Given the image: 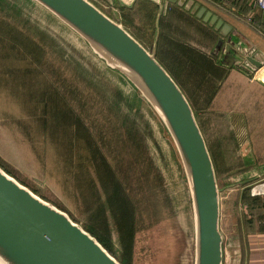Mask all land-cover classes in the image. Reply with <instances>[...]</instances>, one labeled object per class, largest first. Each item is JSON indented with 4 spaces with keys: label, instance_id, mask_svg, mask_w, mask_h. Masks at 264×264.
Instances as JSON below:
<instances>
[{
    "label": "crops",
    "instance_id": "obj_1",
    "mask_svg": "<svg viewBox=\"0 0 264 264\" xmlns=\"http://www.w3.org/2000/svg\"><path fill=\"white\" fill-rule=\"evenodd\" d=\"M4 1L0 2V167L21 184L40 189L46 200L58 202L72 217L80 218L83 212V217L97 219L101 226L90 227L100 229L98 237L111 243L110 212L118 232L127 209L131 213L135 168L129 135L124 140L123 134L124 128L129 133L131 129L107 95L69 66L49 35L38 33L21 13H8L9 3ZM136 1L109 0V4L118 8L115 14L127 24L137 17L149 26L143 5L138 7ZM149 1L158 7L155 30L152 39L149 31L140 30L139 35L186 96L211 159L218 156L227 169L251 164L249 168L264 177V80L257 76L264 65L252 69L224 61L228 42L264 58V9L256 0L233 7L216 0H185L184 5ZM188 1L228 24L230 39L192 13L191 6H185ZM108 70L117 72L109 66ZM111 113L122 127L114 152L102 146V133L96 132ZM104 130L108 137V129ZM247 153L251 157L244 159ZM252 186L247 187L249 192ZM243 196H237L240 209ZM254 209L257 225L239 223L247 231L239 264H264V206Z\"/></svg>",
    "mask_w": 264,
    "mask_h": 264
},
{
    "label": "water",
    "instance_id": "obj_2",
    "mask_svg": "<svg viewBox=\"0 0 264 264\" xmlns=\"http://www.w3.org/2000/svg\"><path fill=\"white\" fill-rule=\"evenodd\" d=\"M87 41L105 63L130 81L158 114L179 155L191 202L193 264H223L215 169L192 107L175 80L122 24L89 0H34ZM184 5L185 0H165ZM203 21L230 39V26L188 1ZM233 52H238L239 55ZM224 61L252 69L264 58L228 42ZM264 195V182L251 187ZM0 260L5 264H120L62 211L0 169Z\"/></svg>",
    "mask_w": 264,
    "mask_h": 264
},
{
    "label": "rangeland",
    "instance_id": "obj_3",
    "mask_svg": "<svg viewBox=\"0 0 264 264\" xmlns=\"http://www.w3.org/2000/svg\"><path fill=\"white\" fill-rule=\"evenodd\" d=\"M2 1L0 2L3 3ZM4 2L7 5L9 3V5L13 6L9 7L8 5V8H10L8 13H15V11L19 14L21 13L24 18L32 22V25L35 26L34 29L40 30H38V33L41 35L43 33L49 35L48 39H50L54 45H58L59 48H57V51L64 56L69 66L77 72L79 71L80 77H82L81 75L86 76L88 81L92 84L93 89H97L101 93L104 92L107 95L108 103L116 107L119 115L121 114L124 116L126 119V127L131 129V133H129L128 130L124 128L123 134L125 136L124 140L129 135L133 167L135 169L139 167H137L138 157L139 160H144L153 168L155 175V178H153L157 182L159 196L161 191L163 197L161 198L160 196L162 207L164 208L163 216L167 220L168 229L173 231L174 236L176 235V240L180 243L176 248L177 251L175 256L173 255V258H171L172 255L170 257V254L166 252L168 258L165 261L162 260L163 257L155 258L148 256H143V260L148 264H193L194 233L191 220L190 194L179 155L170 134L158 114L126 77L117 72H110L105 61L92 50L85 39L58 17L55 15V17L52 16L49 10L41 4L34 2V0H6ZM91 2H94L105 14L122 24L121 22L124 20V17L115 14V8H118L115 5L109 4V0H91ZM5 16L8 15L5 14ZM132 25L133 26L128 29L136 36L139 35V30L143 33L148 32L140 18L134 17ZM148 48L147 50L150 52L153 50L151 46ZM104 128L108 129V137L103 135V133H105ZM96 130V132L102 133V146H108L110 151L114 152V147L119 146L120 133L122 131L119 119H116L115 115L111 113V118L107 117L105 120L102 119L99 129L96 128ZM141 146L145 148L143 152H141ZM146 149L153 162L150 156L148 160H146ZM248 155L247 153L244 159H247ZM249 156L251 157V155ZM236 159H238V156H236ZM213 163L215 166L214 169L219 195V229L222 234L223 264H239L242 251V240L245 234L244 232H247L244 228H239V223L240 221L245 224L250 222V227H253V225L258 224L257 220L259 217L257 214H254L255 209L250 213L249 211L251 209L245 211L244 209L238 208L237 196L239 193L245 192L248 189L247 187L263 180L264 177L260 176V172L257 169H250L249 167L251 164L243 168L240 167L241 165L236 164L239 168L236 166L227 169L226 163H221L218 156H215ZM0 169L8 174L2 167H0ZM139 173L141 177L142 173L140 169ZM8 175L11 176L10 174ZM136 177L137 172L134 171L133 181L130 185L131 191L134 185H137L136 179H141ZM13 179L15 178L13 177ZM17 182L20 183L19 181ZM23 186L40 199L62 211L72 222L80 226L84 231H86L85 229L91 232L94 231L96 236H100V229L90 227L94 225L101 226L97 219L83 217V212H80V218H76L77 216L75 215V217H72L58 205V202L46 200V196L41 194L43 192H41L40 189L38 190L34 186ZM146 207L147 206L143 203L141 204L142 209ZM111 214L112 211L110 212L109 220L111 229L113 230L110 234L112 239L110 244L113 252H107L119 262L122 258L119 242L116 238V236H119V232L118 230H114L115 224L113 223L114 219ZM92 237L95 238L94 236ZM150 243V234L148 238L139 242L140 246L143 248L149 247ZM169 250L172 253V248Z\"/></svg>",
    "mask_w": 264,
    "mask_h": 264
},
{
    "label": "trees",
    "instance_id": "obj_4",
    "mask_svg": "<svg viewBox=\"0 0 264 264\" xmlns=\"http://www.w3.org/2000/svg\"><path fill=\"white\" fill-rule=\"evenodd\" d=\"M226 1L230 7L237 6L239 3L242 5L245 3V6L249 5L251 0H216V2ZM142 4L144 10L146 11V16L148 18L149 26H145L146 30L150 32V38L155 30V19L157 5L149 0H137L136 5ZM249 8H240V12H247ZM238 11V10H237ZM122 25L125 29L128 30L132 27V24H127L123 20ZM130 32V30H128ZM140 32V30H139ZM145 48V42L141 40V35H135L133 32H130ZM157 59V58H156ZM118 72V71H117ZM119 73V72H118ZM139 166V167H138ZM137 169H134L137 172L136 179L137 185H134L132 191V206L131 213L127 209L125 220L120 222L121 228L119 229V248L121 251L122 258L119 260L120 264H148L143 260V256L148 257H163L162 260L165 261L168 257L166 252L170 254V257L173 258L177 251V246L180 243L176 240V235L174 236L173 231H170L167 227V220L163 216V207L161 191L159 196V188L157 185L153 172V168L150 167V164L144 160H139L137 157ZM139 169L142 173L140 177ZM154 177V178H153ZM243 204L242 207L245 211L251 209V213L255 206H264V197L251 196L249 190H246L242 193ZM146 205V208H141V204ZM249 222V220H248ZM150 234L151 243L149 247H141L139 242L148 238ZM90 234L94 236L97 241L102 245L106 251L112 253V247L110 241L103 239L102 237L96 236L93 232L90 231ZM168 244V246H167ZM172 248V253L169 250ZM150 264V263H149Z\"/></svg>",
    "mask_w": 264,
    "mask_h": 264
},
{
    "label": "bare ground",
    "instance_id": "obj_5",
    "mask_svg": "<svg viewBox=\"0 0 264 264\" xmlns=\"http://www.w3.org/2000/svg\"><path fill=\"white\" fill-rule=\"evenodd\" d=\"M257 76L264 80V67L261 68V70L258 72ZM0 264H5V263L0 260Z\"/></svg>",
    "mask_w": 264,
    "mask_h": 264
},
{
    "label": "built area",
    "instance_id": "obj_6",
    "mask_svg": "<svg viewBox=\"0 0 264 264\" xmlns=\"http://www.w3.org/2000/svg\"><path fill=\"white\" fill-rule=\"evenodd\" d=\"M256 4L260 9H264V0H256Z\"/></svg>",
    "mask_w": 264,
    "mask_h": 264
}]
</instances>
